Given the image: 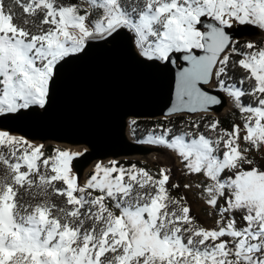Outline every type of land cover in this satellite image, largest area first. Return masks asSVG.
I'll list each match as a JSON object with an SVG mask.
<instances>
[{"label":"snow or ice","instance_id":"1","mask_svg":"<svg viewBox=\"0 0 264 264\" xmlns=\"http://www.w3.org/2000/svg\"><path fill=\"white\" fill-rule=\"evenodd\" d=\"M0 0V117L46 110L72 59L124 40L141 62L176 64L171 113L234 101L242 123L156 125L139 143L163 147L198 176L214 221L203 226L171 169L112 160L81 180L83 153L0 127V264H264V46L231 32L264 30V0ZM247 98V103H245ZM170 185V186H169ZM184 189L193 185L186 183Z\"/></svg>","mask_w":264,"mask_h":264},{"label":"water","instance_id":"2","mask_svg":"<svg viewBox=\"0 0 264 264\" xmlns=\"http://www.w3.org/2000/svg\"><path fill=\"white\" fill-rule=\"evenodd\" d=\"M236 41L264 39V30L253 26L232 30ZM182 60L163 65L141 62L124 40L98 44L86 55L72 59L60 72L46 110H29L17 118L0 117V127L27 135L36 143L83 153L73 161L81 180L89 177L98 162L155 161L171 169L180 183L182 161L163 147L139 143L131 133L134 120H159L178 116L225 117L234 101L212 85L205 91L221 103L198 113H171L176 103L177 73Z\"/></svg>","mask_w":264,"mask_h":264},{"label":"trees","instance_id":"3","mask_svg":"<svg viewBox=\"0 0 264 264\" xmlns=\"http://www.w3.org/2000/svg\"><path fill=\"white\" fill-rule=\"evenodd\" d=\"M73 2H75V0H73ZM83 2L85 4V6H87L86 0H83ZM238 42H239V44L243 45V44H245L247 42H251V41L242 40V41H238ZM253 43L256 44L257 46H264V39H260L256 42H253ZM245 103H247V98H245ZM189 119H195V120L203 119L205 121H207V120H219L221 123V126L225 129H230L232 124L242 123L240 113L238 112V110L236 109V107L234 105V109L231 112H229L225 117H222V118H217V117H214L212 115H204V116H199V117L178 116V117H173V118H169V119H159V120H134L131 123L132 124L131 133L133 134V136L136 139L142 140V139H144V137L146 135L147 129L154 128L156 125H164L167 127L183 126L184 121L189 120ZM57 148L60 150H65L62 147L50 145V146L45 148L46 155L52 153L53 150L57 149ZM261 153L262 152L256 154V159L259 158V154H261ZM119 163L121 165H124V166L135 164L139 167L146 168L153 173L158 172L159 169L163 168L161 163H158V162H143V161H139V160H123V161H119ZM90 174H92V172ZM190 178H198L197 179V185H198L200 178L198 176H194V175L193 176L185 175L184 169H183V174L181 177V181L179 183L181 185V187H180L178 192L173 190L172 195H174V196H186L187 197V195L185 194V191H184L185 189H184L183 185L186 184L187 183L186 180H188ZM171 183H174V182L170 181V185H171ZM196 188H197V192L200 193L199 187L197 186ZM192 214H193V211H192Z\"/></svg>","mask_w":264,"mask_h":264},{"label":"rangeland","instance_id":"4","mask_svg":"<svg viewBox=\"0 0 264 264\" xmlns=\"http://www.w3.org/2000/svg\"><path fill=\"white\" fill-rule=\"evenodd\" d=\"M261 154H259V158L257 160H260L261 163L264 164V151H262ZM197 179L198 178H190L186 180V182L191 183L193 187L190 190L185 189L184 191L187 195V199L192 208L193 214L197 217L199 222L205 227H212L214 225V221L211 217H209L208 210L204 205L202 199H200V193L197 192Z\"/></svg>","mask_w":264,"mask_h":264}]
</instances>
